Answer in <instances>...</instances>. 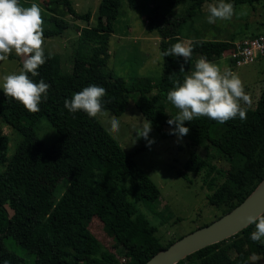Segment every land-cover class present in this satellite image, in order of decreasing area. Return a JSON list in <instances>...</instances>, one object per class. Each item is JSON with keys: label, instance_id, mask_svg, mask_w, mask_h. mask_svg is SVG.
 <instances>
[{"label": "trees", "instance_id": "obj_1", "mask_svg": "<svg viewBox=\"0 0 264 264\" xmlns=\"http://www.w3.org/2000/svg\"><path fill=\"white\" fill-rule=\"evenodd\" d=\"M207 1L212 0H197L192 12ZM233 2L255 5L264 0ZM62 3L69 14L90 21L91 14L77 12L72 0ZM121 3L122 0H100L97 23L79 29L82 42L91 44L92 49L88 54L76 55L71 73L60 71V54L45 53L46 62L39 67V75L29 74L34 82L43 79L50 85L47 98H42L39 105L40 111L30 113L0 90V123L11 126L21 136L15 152L9 156V137L0 134V264H27L8 248V237L34 258V264H145L177 240L163 243L156 235L157 227L139 212L140 202L157 200L161 191L135 161L134 154L125 151L96 117L90 118L83 111L70 113L64 101L95 84L106 89L103 110L121 115L131 92H138L136 106L163 133L165 126L175 127L167 121L178 114L167 113L164 104L174 82H182L202 56L209 61L221 59L233 49L235 40L192 39L190 61L162 54V74L157 81L147 77L129 86L108 66L110 39ZM148 18L151 26H158L162 53L181 40V20L160 11ZM50 20L55 24L42 27L44 37L62 36L70 27L62 16L52 15ZM257 23L263 25L264 31V21ZM260 34L264 32H247L241 37ZM181 65L184 73H180ZM242 106L248 109L244 121L237 117L218 123L208 117H196L185 122L189 128L185 137L193 146L207 142L217 151L218 155L208 153L206 157L192 153L185 167L201 175L210 191L209 203L221 208L222 215L242 202L264 178V86L255 107L243 103ZM42 117L57 131L52 143H46L35 130ZM171 130L165 135H170ZM217 157L227 161L229 167H218L214 163ZM47 168L55 170L65 181L66 188L58 198L40 179ZM95 216L114 235L117 253L106 248L90 229ZM254 230L255 225L250 224L176 264H256V256L264 261V238L253 241Z\"/></svg>", "mask_w": 264, "mask_h": 264}, {"label": "rangeland", "instance_id": "obj_2", "mask_svg": "<svg viewBox=\"0 0 264 264\" xmlns=\"http://www.w3.org/2000/svg\"><path fill=\"white\" fill-rule=\"evenodd\" d=\"M197 0H122L120 13L114 23L115 31L111 35V56L108 66L117 76L123 77L129 86L139 84L147 77L157 81L162 74L163 55L160 41L156 38L159 34L158 26H151L149 16H156V11L167 14L171 18H178L182 22V38L179 42L189 39H234L243 32L263 33V25L257 21H264V2L255 5L234 3L235 0H225L231 3L234 14L230 20H217L208 23L209 15L207 6L218 3L219 0L205 2L201 7L195 8ZM77 12L90 13L91 19H80L67 12L62 0H19L23 7L32 3L39 5L42 13L43 28H51L54 21L52 15H59L70 22L62 36L44 37V52L58 53L61 56V72L64 74L73 71L75 57L78 53L88 54L92 45L81 40L79 29L93 26L97 23L100 0H72ZM259 24V25H258ZM249 25L250 28H246ZM160 35V34H159ZM222 70L232 68L243 81L245 92L251 97L250 107H255L264 86V59L254 62L235 65L229 59H216ZM22 58L13 52L5 61H0V84L5 74L19 73L22 68ZM1 90V89H0ZM156 92L153 91V93ZM138 92H131L130 100L125 112L115 115L111 111L103 110L96 118L108 130L113 116L120 121L118 133H110L128 153H133L135 161L148 173L160 188L157 200L140 202L139 212L144 214L152 225L157 227L156 235L163 243L170 239H179L184 235L205 226L222 215V209L211 205L208 201L210 191L204 186L201 175L186 169V163L192 153L206 157L208 153L217 154L216 149L208 143L193 146L188 137L165 135L172 129L165 126L163 133L151 123L152 130L149 139L154 140L148 146V140L138 139L137 131L148 122L136 106ZM243 103V102H242ZM167 113H178L167 99L165 100ZM35 130L39 137L46 143H52L57 137L55 127L46 117H42L36 124ZM0 134L9 137L8 155L11 156L20 134L4 122L0 123ZM164 134V135H163ZM214 163L225 169L229 163L222 158H216ZM184 173V174H183ZM41 181L58 198L66 188L62 176L52 168H47L40 177ZM90 229L96 237L112 252H116L114 235L106 228L99 217H93ZM9 249L21 255L27 264H34L32 256L18 246L10 237L6 240ZM117 253V252H116ZM256 264H264L259 257H254Z\"/></svg>", "mask_w": 264, "mask_h": 264}, {"label": "clouds", "instance_id": "obj_3", "mask_svg": "<svg viewBox=\"0 0 264 264\" xmlns=\"http://www.w3.org/2000/svg\"><path fill=\"white\" fill-rule=\"evenodd\" d=\"M207 9V22L210 24L217 20H230L234 14L233 5L225 0L209 4ZM42 25V13L38 4L23 7L19 0H0V61L7 60L13 52L22 58L19 73L5 74L0 89L30 113L40 111L42 98H47L50 88L43 79L37 83L31 78L39 75V67L46 62ZM192 52L190 44L177 42L162 54L165 57H183L188 62ZM184 72L185 68L181 65L180 73ZM175 74L172 73L170 78ZM105 95L104 87L92 84L74 93L71 99H66L64 107L70 113L83 111L90 118H95L103 112L102 101ZM167 100L179 110L177 115L171 116L167 121L169 125H175L169 134L178 138L189 133V128L185 127L186 121H193L196 117H208L218 123L237 117L244 121L247 119L248 109L242 106V102L243 105H251V97L245 92L240 77L231 70H222L203 56L195 62L194 70L185 75L182 82H174L173 89L167 93ZM119 130L120 121L113 116L108 131L118 133ZM151 130V121H148L137 131L138 139L148 140L149 147L154 143V140L149 139ZM248 222L255 225L251 239L261 241L264 238V212L250 215Z\"/></svg>", "mask_w": 264, "mask_h": 264}, {"label": "water", "instance_id": "obj_4", "mask_svg": "<svg viewBox=\"0 0 264 264\" xmlns=\"http://www.w3.org/2000/svg\"><path fill=\"white\" fill-rule=\"evenodd\" d=\"M264 212V178L237 206L159 250L145 264H176L188 255L227 239L250 225L248 217Z\"/></svg>", "mask_w": 264, "mask_h": 264}, {"label": "built area", "instance_id": "obj_5", "mask_svg": "<svg viewBox=\"0 0 264 264\" xmlns=\"http://www.w3.org/2000/svg\"><path fill=\"white\" fill-rule=\"evenodd\" d=\"M264 59V34L234 42L233 49L223 54L222 59H229L235 65H243Z\"/></svg>", "mask_w": 264, "mask_h": 264}, {"label": "crops", "instance_id": "obj_6", "mask_svg": "<svg viewBox=\"0 0 264 264\" xmlns=\"http://www.w3.org/2000/svg\"><path fill=\"white\" fill-rule=\"evenodd\" d=\"M247 27H249V26H247ZM244 34L246 35L247 33H246V32H243V35H244ZM243 35H242V37H239V38H238L237 36L233 35V37H234V40H235V41H239V40L243 39ZM156 38H157V39L160 41V39H161V36L158 34V35H156ZM225 39H229V38H225ZM190 41H191V39H189V38H188V40H187V42H186V43H188V44H189V43H190ZM235 41H234V42H235Z\"/></svg>", "mask_w": 264, "mask_h": 264}]
</instances>
